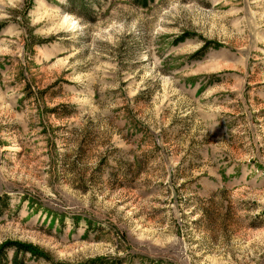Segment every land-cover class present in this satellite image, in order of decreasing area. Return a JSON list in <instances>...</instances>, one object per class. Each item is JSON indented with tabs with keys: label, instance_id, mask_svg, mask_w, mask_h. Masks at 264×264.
<instances>
[{
	"label": "rangeland",
	"instance_id": "rangeland-1",
	"mask_svg": "<svg viewBox=\"0 0 264 264\" xmlns=\"http://www.w3.org/2000/svg\"><path fill=\"white\" fill-rule=\"evenodd\" d=\"M22 264H264V0H0V247ZM99 264V263H98Z\"/></svg>",
	"mask_w": 264,
	"mask_h": 264
},
{
	"label": "trees",
	"instance_id": "trees-1",
	"mask_svg": "<svg viewBox=\"0 0 264 264\" xmlns=\"http://www.w3.org/2000/svg\"><path fill=\"white\" fill-rule=\"evenodd\" d=\"M13 244V245H12ZM6 245H12V247H14L15 249V256H14V264H22V262H20L18 260V254L20 252L26 253L29 252L31 255H38V248H36L33 245H28V244H21V243H17V242H9ZM9 246H2L0 247V264H6L5 258H6V254H5V250L6 248ZM105 264V261L100 260V261H94L93 264Z\"/></svg>",
	"mask_w": 264,
	"mask_h": 264
}]
</instances>
